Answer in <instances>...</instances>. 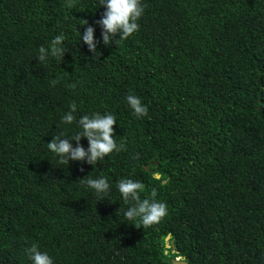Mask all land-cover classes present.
Instances as JSON below:
<instances>
[{
	"label": "trees",
	"instance_id": "trees-1",
	"mask_svg": "<svg viewBox=\"0 0 264 264\" xmlns=\"http://www.w3.org/2000/svg\"><path fill=\"white\" fill-rule=\"evenodd\" d=\"M66 3L0 0V264H32L34 243L54 264H264V0H142L139 31L111 45L98 0ZM57 35L63 59L39 62ZM73 102L77 120L113 114L126 150L58 165L47 143L81 131L61 120ZM101 177L103 200L84 183ZM125 178L167 204L159 224L126 221Z\"/></svg>",
	"mask_w": 264,
	"mask_h": 264
},
{
	"label": "clouds",
	"instance_id": "clouds-1",
	"mask_svg": "<svg viewBox=\"0 0 264 264\" xmlns=\"http://www.w3.org/2000/svg\"><path fill=\"white\" fill-rule=\"evenodd\" d=\"M98 3L99 6L104 7L105 11L95 23L101 27L102 41L105 45H111L117 40H126L139 31L140 24L138 21L144 14L146 7L142 4V0H98ZM66 6L69 9H74L76 7L75 0H67ZM88 24L89 22L84 20L83 25ZM81 38L94 55L97 52L98 44V41L94 39V27L89 25L82 36L80 35ZM64 40L63 35H57L48 47L40 46L37 55L39 62H46L49 57L61 61L67 51ZM56 83L58 81H52L53 86ZM69 87L74 88L75 85H69ZM126 103L138 118L148 115V107L142 103L138 96L129 94L126 97ZM76 110L77 105L73 102L70 105V111L65 113L61 120L65 124L75 122L81 131L71 136L54 135V138L47 143L48 149L55 154L58 165H68L71 160L86 162L95 166L114 152L119 153L126 150L125 143L118 144L115 139L114 125L117 120L113 114L94 112L91 115L85 114L77 120L74 115ZM82 138H87V149L80 143ZM71 140L76 142L75 147L70 142ZM84 183L94 190L100 200H103L110 190L109 182L104 177L98 179L88 178ZM117 187L124 202L131 204V207L124 212L125 219L126 221H133V225L137 228L142 226L147 229L159 224L167 216V204L156 199L158 195L156 191L151 193V198L141 199L144 185L140 181L129 178L121 179ZM26 254L32 264H54L49 254L42 252L35 243L26 249Z\"/></svg>",
	"mask_w": 264,
	"mask_h": 264
},
{
	"label": "water",
	"instance_id": "water-1",
	"mask_svg": "<svg viewBox=\"0 0 264 264\" xmlns=\"http://www.w3.org/2000/svg\"><path fill=\"white\" fill-rule=\"evenodd\" d=\"M154 162L157 163V160L154 161ZM156 177H157V178H160L161 175L158 174V173H156ZM166 181H167V180H164L163 183H166ZM166 241H167L166 246H167L168 248H170V247H171V244H173V240H171V234H169V235L166 237ZM169 241H171V243H169ZM175 252H178V250H175ZM185 263H186L185 261H181L180 259H177V260L175 261V264H185Z\"/></svg>",
	"mask_w": 264,
	"mask_h": 264
},
{
	"label": "rangeland",
	"instance_id": "rangeland-1",
	"mask_svg": "<svg viewBox=\"0 0 264 264\" xmlns=\"http://www.w3.org/2000/svg\"><path fill=\"white\" fill-rule=\"evenodd\" d=\"M177 259H180V258H177ZM181 260V259H180Z\"/></svg>",
	"mask_w": 264,
	"mask_h": 264
}]
</instances>
